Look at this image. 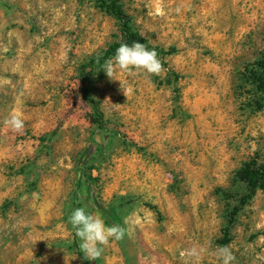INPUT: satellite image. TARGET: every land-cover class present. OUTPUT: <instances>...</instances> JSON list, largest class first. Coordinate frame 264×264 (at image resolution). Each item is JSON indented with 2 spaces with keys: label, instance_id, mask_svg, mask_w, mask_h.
Wrapping results in <instances>:
<instances>
[{
  "label": "rangeland",
  "instance_id": "374dc122",
  "mask_svg": "<svg viewBox=\"0 0 264 264\" xmlns=\"http://www.w3.org/2000/svg\"><path fill=\"white\" fill-rule=\"evenodd\" d=\"M119 3L159 75L88 65L122 39L95 0H0V264H184L192 246L220 264L224 245L233 264H264V192L244 203L235 179L264 169V0ZM13 113L20 132L4 124ZM79 207L127 229L89 263L69 223Z\"/></svg>",
  "mask_w": 264,
  "mask_h": 264
},
{
  "label": "clouds",
  "instance_id": "9594fccd",
  "mask_svg": "<svg viewBox=\"0 0 264 264\" xmlns=\"http://www.w3.org/2000/svg\"><path fill=\"white\" fill-rule=\"evenodd\" d=\"M162 67L158 53L155 50H149L144 43L133 42L131 45L121 43L115 55L105 61L104 72L111 79H114L117 72L127 73L130 76L143 74L151 77L159 75ZM120 83L122 87V82ZM122 89L126 97L132 91L131 88L122 87ZM4 124L15 132H20L24 127L23 119L16 113L6 118ZM69 223L74 229L75 236L80 240L79 247L84 258L91 261L102 256L104 247L108 246L111 240H121L127 232V229L121 225L107 226L103 219L88 213L83 207L76 208L72 212ZM124 223H129L127 218ZM206 252L207 249L203 246H192L182 250L180 256L184 264H200ZM215 255L220 264H233L236 259L228 245L219 246Z\"/></svg>",
  "mask_w": 264,
  "mask_h": 264
},
{
  "label": "trees",
  "instance_id": "16d2710c",
  "mask_svg": "<svg viewBox=\"0 0 264 264\" xmlns=\"http://www.w3.org/2000/svg\"><path fill=\"white\" fill-rule=\"evenodd\" d=\"M95 2L107 12L111 13L119 22H120V30L122 34V39L111 45L105 53L96 57L88 64L93 65L95 63L105 64V61L115 55L117 48L121 43H126L131 45L133 42H141L144 43L145 46L149 50H154L153 47L148 43L147 39L140 35L132 26L130 16L125 12L122 5L119 3V0H95ZM258 67L260 73L254 74V80L257 84V88L261 93H264V55L261 60L258 62ZM82 94L85 102L90 106L93 114H94V123L98 126L99 129H104V114L94 102V100L90 97L85 79H82ZM236 181H241L247 184L248 190L250 192L249 196L244 200V203L248 201L255 192L260 189L264 192V169L257 166L255 163L246 164L243 168L236 172L235 175ZM78 189H83L82 178L78 180ZM240 208H233L230 216L228 217L229 226L232 225L235 221V218L239 212ZM83 259L86 263H89L83 256Z\"/></svg>",
  "mask_w": 264,
  "mask_h": 264
}]
</instances>
